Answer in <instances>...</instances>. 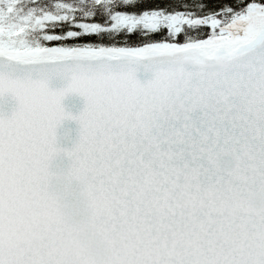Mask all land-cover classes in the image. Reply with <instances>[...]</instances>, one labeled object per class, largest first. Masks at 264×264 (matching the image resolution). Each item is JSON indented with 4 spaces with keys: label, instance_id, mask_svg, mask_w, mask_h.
Masks as SVG:
<instances>
[{
    "label": "snow or ice",
    "instance_id": "6c2138e0",
    "mask_svg": "<svg viewBox=\"0 0 264 264\" xmlns=\"http://www.w3.org/2000/svg\"><path fill=\"white\" fill-rule=\"evenodd\" d=\"M0 264H264V0H0Z\"/></svg>",
    "mask_w": 264,
    "mask_h": 264
},
{
    "label": "water",
    "instance_id": "95a60500",
    "mask_svg": "<svg viewBox=\"0 0 264 264\" xmlns=\"http://www.w3.org/2000/svg\"><path fill=\"white\" fill-rule=\"evenodd\" d=\"M81 106H82V103H81Z\"/></svg>",
    "mask_w": 264,
    "mask_h": 264
}]
</instances>
